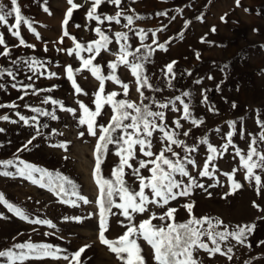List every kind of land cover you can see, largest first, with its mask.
<instances>
[{
  "label": "rangeland",
  "instance_id": "rangeland-1",
  "mask_svg": "<svg viewBox=\"0 0 264 264\" xmlns=\"http://www.w3.org/2000/svg\"><path fill=\"white\" fill-rule=\"evenodd\" d=\"M74 2L82 7L73 11L68 25L64 26L63 20L69 7L67 0H18L21 15L40 36L37 39L28 25L21 23L20 35L26 44L34 45L33 48L19 45L18 38L8 30L15 23V14L8 17L7 25L0 24V33L10 50V55H0V72L3 73L0 75V85H3L0 88V105H17L14 108L0 107V116L9 117L7 121L0 119V129L4 130L0 132V161H16L19 157L26 163L52 173L54 181L57 173L66 176L75 185V191L90 203L85 204L72 195L73 190L68 185H65L66 196H57L48 187H40L16 175L17 167L22 166L18 161L8 167L0 165V172L13 173L10 176L0 175V193L4 194L9 203L21 208L30 219L50 220L56 225L52 228L48 225L30 224L0 204V250H6L15 243H49L63 250L58 254L59 259L47 257L28 260L24 264H68L63 259L64 255L71 258L80 247L90 245L80 258L82 264H122L115 253L99 240V208L96 204L99 189L93 175L97 137L88 134L86 124H79L83 112L77 101L94 111V94L100 87V82L91 72L82 69L81 58H89L93 53L81 51V58H78L75 53L69 55L67 51L75 48L70 37H75V42L85 46L99 40L100 37L95 32L99 27L111 43L107 50L102 49L95 56L92 63L100 67L101 75L107 77L114 74L121 81L116 83L105 79L102 100L108 94L116 92L118 95L114 100H125L138 106L146 105L153 112H163V121L157 119L156 123L166 124L167 131L177 134L174 139L184 142L182 146L171 145L178 156H173L171 152H165V156L172 160H183V157L190 155L197 164L193 167L185 162L186 170L198 184L205 186L203 189L193 187L189 196L178 197L164 208L149 204L144 213H134L131 222L138 226L152 213L159 217L167 208L173 207L177 209L175 222L184 223L190 217L183 205L192 203L193 216L222 220L229 226V231L238 226L254 225L245 244H238L231 238L222 242L223 251L232 247L231 260L219 253L210 256L200 250L194 253L200 264H264V190L261 195H257L255 182L244 178L246 170L240 166V158L236 155V148L242 154L247 153L253 137L257 139L258 150L264 153V142L259 140V134L264 129L257 124L258 120L264 121V0H239V3L237 0H121L119 8L105 0L97 9V14L102 19L104 16H115L117 12H122V15L120 23L104 20L102 24L86 17L91 0ZM0 4L11 8L10 0H0ZM45 7L48 12L44 11ZM160 12H166L167 15H157ZM129 15L133 16L134 22L125 27L127 20L124 17ZM137 16L143 19H135ZM65 27L69 36L64 37L61 43ZM140 30L146 34L143 40ZM117 32L127 33L128 39L118 41L115 36ZM160 44H164L166 50H161ZM122 45L128 46L127 50L131 54L127 59L131 63L143 64V75L148 78L150 88L140 87V91H137V78L129 66L118 64L114 73L109 68V63L117 61ZM147 46L153 51L145 60ZM3 50L4 46H0V52ZM32 58L43 64L42 67L34 66L35 72L29 69L27 63ZM12 61L17 63L13 64ZM173 62L174 75L167 74L166 65ZM68 66L73 70L82 69L80 72L74 71V78L82 88L81 93L75 92L72 82L67 78ZM8 70L12 71L15 79L7 74ZM53 72L56 76L48 78V73ZM125 83L128 84L127 95L122 87ZM13 84L17 88H13ZM29 84L34 85V88L26 89L28 94L25 95L23 85ZM34 89L39 91L33 94ZM140 92H143V97ZM184 93L188 95L185 96ZM21 96L24 98L19 99ZM176 97L189 105V119H183V104ZM46 98H50L48 103H44ZM51 100L61 102L63 108L61 104H52ZM161 104H167L168 107L161 108ZM33 108L54 113L57 119L33 112ZM69 108L74 113L65 110ZM127 111L132 112L131 109ZM17 113L25 116L29 125L20 121ZM112 115L111 105L104 103L101 115L96 117V124L107 126ZM34 116L36 121L31 119ZM192 118L202 120L203 123L194 126ZM174 121H179L181 127L177 128ZM229 122H235V129L229 127ZM124 123H130V120ZM37 126L40 135H37ZM96 130L99 135V127ZM185 131L189 133L187 136L183 135ZM230 131L234 133L232 142L235 147L229 145L223 156L217 157L214 161L216 171L211 177L199 176L208 155L207 144L201 141L207 139L208 143L222 151ZM80 132H84V136H80ZM113 135H120V130ZM162 135L159 130L153 132L151 150L154 154H159L168 144L166 140L162 143ZM33 136L36 138L28 145V150L20 151ZM60 144H66V148L59 147ZM185 147H195L197 150L195 153H188ZM108 148L100 174L105 179H114L112 170L119 164L120 158L115 154V144H110ZM135 155L136 158L129 161L133 168L139 167V160L154 159L145 157L138 145ZM151 167L149 164L148 168ZM233 169H237L234 180L242 187L234 194L225 196L230 191V182L225 173H231ZM209 171H212L211 165ZM255 171L264 183V171ZM34 175L39 179L38 173ZM140 175L150 177L151 173L145 168L140 169ZM123 178L130 191H139V179L132 174V169L125 167ZM176 179H182L184 184L189 183L187 177L177 175ZM145 194L151 199L150 189L146 188ZM61 199L75 201L78 206L62 203ZM114 199L117 203L120 202L118 197ZM253 202L258 207H254ZM119 211L113 208L112 212L117 214L108 216L109 228L105 236L109 240H116L127 230L120 222L127 225L128 221L119 215ZM65 217H81V220H65ZM171 222L158 218L152 220V224L157 227ZM203 239L212 246L206 237ZM137 243L141 247L145 264H156L151 245L142 238H138ZM4 260L5 258H0V264Z\"/></svg>",
  "mask_w": 264,
  "mask_h": 264
},
{
  "label": "snow or ice",
  "instance_id": "snow-or-ice-1",
  "mask_svg": "<svg viewBox=\"0 0 264 264\" xmlns=\"http://www.w3.org/2000/svg\"><path fill=\"white\" fill-rule=\"evenodd\" d=\"M105 0H91V7L88 9L86 13V17L89 20H95L98 23H104V20L107 21H115L116 23H120V17L122 12H117L115 16H104L103 19L101 15L97 14V9L99 6L104 3ZM108 3L116 5L118 8L121 5V0H107ZM11 8L8 9L6 5L0 4V24H8V17L15 14V23L10 25L8 30L11 32L13 36L18 38L19 45H23L26 47L33 48L34 45L26 44L25 40L21 37L19 27L21 23L28 25L30 31H32L36 38L39 39V33L32 27L31 23L28 22L21 15V9L18 5V0H10ZM69 7L66 10L65 17L63 20V25L67 26L69 20L72 18L73 11L82 7L81 4L75 3L74 0H67ZM239 3V0H237ZM44 11L48 12V8L45 7ZM51 14V13H49ZM159 16L167 15L166 12L157 13ZM124 19L127 20V24L125 27L132 25L134 22L133 16H125ZM135 19H143V17L137 16ZM175 19V17H173ZM80 27V25H77ZM15 29V30H13ZM215 30V29H213ZM163 31V29H160ZM96 34L100 37L99 40H96L92 43H89L87 46L82 45L81 43L75 42V37H70L73 39L75 43L74 49H68V54L73 55L78 58L80 57L81 51H87L89 53H93L89 58H81L82 69H87L91 72V74L100 82V87L97 93H95V110H90L86 105L82 102L77 101L79 103L80 108L82 109L83 115L79 119L80 125H87V132L90 136L97 137V143L95 145V168L93 175L95 177L96 184L99 189V193L97 196L96 204L99 208V240L102 244L106 245L108 249L115 253L118 260L122 262V264H145L144 257L141 255V247L137 243L138 238H142L147 241L149 245H151L154 252V260L156 264H200V261L194 257V253H198L200 250L205 251L210 256L219 253L222 256H227L229 260L233 257L230 255L232 253V247H227L226 251H223L221 248V244L224 241L229 240V238L235 240L238 244H245L247 235L250 234L254 225H244L238 226L236 229L229 231V226L225 225L222 220L216 219L213 220L211 217H201L196 218L192 215L193 204L188 203L183 205V207L189 213V219L184 223L175 222V213L177 212L176 208L169 207L167 210L160 215L156 216L155 213L143 221L139 223V225H134L131 221L133 220L134 213H144L148 210V205H155L159 208H164L169 204L170 201L177 200L178 197H185L191 194V190L193 187L203 189L205 186L203 184H198L189 172L186 170L185 162L187 164L196 167L197 162L191 158V156L183 157V160L177 158L176 160L169 159L165 156V152H171L173 156H178L176 152L173 151L171 145L182 146L184 142L182 140L174 139V135L176 133H170L167 131L166 124H157L156 120L159 119L163 121L164 113L163 112H153L149 109L148 106H138L134 103L125 101V100H114V97L118 94L116 92H112L108 94L106 97L101 98V94L104 92V82L105 79L112 80L116 83H121L119 78L114 74H110L105 77L101 75V69L99 66L93 65L92 61L96 55L101 53V50H107V46L111 43L109 37L104 34V32L97 27L95 29ZM141 40L146 38V34L143 33V30H140ZM69 36L68 31L65 30L63 32L62 37L60 38V42H63V38ZM117 40L128 39L127 33L117 32L115 33ZM153 36H155V32H153ZM0 46H4L3 52H0V55L8 56L10 55V50L5 43V39L2 33H0ZM148 47V53L144 56L146 60L148 56L151 55L153 49L150 46ZM127 45H122L120 48V52L118 55V59L116 62L109 63V68L112 69L114 73L118 64H124L131 68L132 74L137 78V84L139 87L137 91H140V87H151L148 83V78L143 75V64L141 63H131L127 57L131 54L127 50ZM159 48L161 50H166L164 44H160ZM47 51V48H45ZM138 52L139 49H136ZM13 64H16V61H12ZM29 69L33 72L36 71L34 66H43L42 62L32 58L29 62ZM175 62L166 65L167 74H173V64ZM81 68L73 70L71 66H68L66 69L67 78L72 82V86L75 89L76 93H81L82 88L77 84L74 78V71L80 72ZM7 74L9 76H13L12 71L8 70ZM0 75H3L0 72ZM43 75V73H41ZM174 75V74H173ZM56 76V73H48V78ZM28 79H32V77H28ZM199 82V81H197ZM3 85H0L2 88ZM13 88H17L16 84L12 85ZM124 89V94L128 93V84H122ZM25 89V95H27L26 89L34 88V85H23ZM35 90L33 94H36ZM46 91H51V89H46ZM141 97H143V92H140ZM185 96L188 93H184ZM21 96L19 99H23ZM50 98H46L44 103H48ZM176 100H180L181 104H183V119H189L191 117V113L189 111V105L184 103L180 97H176ZM207 97H205V101ZM52 104H61V102L56 100H51ZM107 103L111 105L113 115L110 118V121L107 126L105 125H97L96 117L101 115L103 104ZM0 107H17L15 103L10 105H0ZM161 108H167V104H161ZM235 107V105H233ZM61 108L63 105L61 104ZM127 109H131L132 112L127 111ZM33 112L40 113V115L51 116L53 120L57 119L54 113L43 112L39 108L31 109ZM66 111L73 112L74 110L69 108L65 109ZM173 110H176L175 108ZM135 113V114H133ZM20 121H23L25 125H29V120L25 118V116L20 115ZM2 120H9L8 116H0ZM33 121H36V117L31 118ZM130 120V123L125 124L124 121ZM12 123H16V121H11ZM176 127H181L179 121H174ZM191 123L194 126H199L203 123L202 120L192 118ZM257 124L260 125L262 129H264V121H257ZM47 125H45L46 127ZM97 127H99V135L97 133ZM229 127L235 129V122H229ZM131 129V131H129ZM120 130V135L114 136L113 134ZM159 130L163 135L161 137V141H167L168 144L159 152V154H154L152 149V140L153 132ZM4 131L0 129V132ZM219 131V129H217ZM39 127L37 126V135H40ZM189 133L185 131L183 135L187 136ZM233 132H229L227 134V143L222 146V151H218L216 147L207 142V139L201 141V143L207 144L208 155L205 159L202 170L199 172V176L201 177H211L213 173L216 171L214 161L218 156L222 157L223 152L227 151L229 145L235 147L232 142ZM80 136H84V132L79 133ZM243 135V133H241ZM251 135V134H250ZM36 137L33 136L27 144L24 145L23 150H28V145L32 143ZM259 140L264 142V131H261L259 134ZM110 144H115L117 146L116 155L120 158L119 164L113 168L112 177L114 179H105L101 176V165L104 163V156L109 151L108 146ZM139 146V151L145 157H154V159L139 160V167L133 168V165L129 162L132 159L136 158L135 148ZM257 139L253 137L251 143L249 144L248 151L246 154H242L239 148H236V155L240 158V166L246 170L245 179L249 181L255 182L257 195L262 194V190H264V183L261 181V176L256 174V169H260L264 171V153H261L257 148ZM61 148H66V144L58 145ZM185 150L188 153H195V147H185ZM16 161L19 162L21 167H17L16 175L23 177L33 184H38L40 187H48L50 191H52L55 195L61 196L62 194H66L67 190L65 185H68L72 188V195L76 196L77 199L82 200L85 204L90 203V201L84 197L79 195L75 191V185L73 182L66 176H63L59 173L56 174L55 180L59 181V183H55L53 180V174L48 172L46 169H42L33 164L26 163L25 161L16 158ZM14 160H6L0 161V165L4 167L12 166L16 163ZM151 164L152 167L148 168V165ZM210 165L212 166V171H209ZM125 167L132 169V174L139 179V191L133 192L130 191L125 184L124 181V169ZM147 168L151 176L144 177L140 175V169ZM237 169H233L231 173H225L228 176V180L230 182V191L225 194L232 195L237 190H239L242 185L234 180V176L236 174ZM39 174V179L36 178L34 174ZM0 175L10 176L13 173L8 171L0 172ZM187 177L189 183L184 184L183 180L176 179V176ZM45 177L48 178L47 184L45 183ZM214 187L215 185H211ZM151 190V199L148 195L145 194V189ZM176 190V191H174ZM206 190V189H205ZM211 195V193H209ZM114 197L119 198V203L116 202ZM62 203H68L73 206L76 205L75 201L61 199ZM0 204H3L9 212L13 213L16 217H19L21 220H24L33 225H48L49 227L55 228L56 225L53 224L50 220H41L39 218L30 219L25 212L15 205L9 203V201L5 198L3 193H0ZM254 207H258V205L253 202ZM119 209V215H122L127 221L128 224L124 225L123 221H121V225L125 226L127 230L118 237L116 240H109L106 238L105 233L108 231V216L116 215L117 213L112 212V209ZM159 219L161 221H172L171 223H167L166 226L162 225L157 227L152 224L153 219ZM65 220L75 219L77 222L81 220V217H65ZM207 225V227H205ZM218 228H222V231H217ZM48 235V233H45ZM207 238V241L211 243V247L209 243L205 242L203 239ZM264 243V242H262ZM91 247L90 245H84L80 247L77 251H75L71 258L68 255H64L63 259L68 261V264H82L81 256L85 252L87 248ZM63 250L59 247H54L49 243H33V242H23V243H15L10 248L6 250H0V258H5L3 264H24L25 261L28 260H42L47 257H51L54 259H59V253Z\"/></svg>",
  "mask_w": 264,
  "mask_h": 264
},
{
  "label": "trees",
  "instance_id": "trees-1",
  "mask_svg": "<svg viewBox=\"0 0 264 264\" xmlns=\"http://www.w3.org/2000/svg\"><path fill=\"white\" fill-rule=\"evenodd\" d=\"M143 88H144V87H143ZM94 168H95V166H94ZM94 168H93V172H94ZM94 178H95V177H94ZM47 182H48V179H45V183H46V184H47ZM54 182L57 183V181H54ZM64 195H65V194H62L61 196L65 197L66 195H65V196H64Z\"/></svg>",
  "mask_w": 264,
  "mask_h": 264
}]
</instances>
